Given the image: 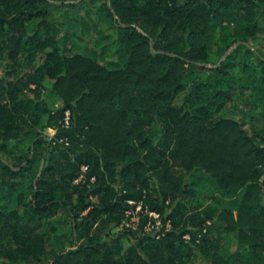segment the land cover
Instances as JSON below:
<instances>
[{"label":"trees","instance_id":"16d2710c","mask_svg":"<svg viewBox=\"0 0 264 264\" xmlns=\"http://www.w3.org/2000/svg\"><path fill=\"white\" fill-rule=\"evenodd\" d=\"M49 7L0 0V257L264 264V129L248 132L228 111L244 91L246 105L264 108V0H104L118 26L102 35L115 48L109 63L96 50L62 49ZM219 42L235 47L212 62ZM46 79L56 109L44 99ZM11 141L30 143L13 163L1 156L13 153ZM83 165L86 178L75 182ZM200 195L213 198L204 210L193 206ZM137 203L171 228L144 232L142 213L139 230L120 229ZM59 215L71 224L69 248L51 244ZM214 222L224 239L209 236Z\"/></svg>","mask_w":264,"mask_h":264},{"label":"rangeland","instance_id":"374dc122","mask_svg":"<svg viewBox=\"0 0 264 264\" xmlns=\"http://www.w3.org/2000/svg\"><path fill=\"white\" fill-rule=\"evenodd\" d=\"M51 18L50 21L54 23L58 33L57 38L62 49L68 50L69 53L74 54L78 52H85L96 50L98 54H104L101 56V60L104 63L116 60L115 48L111 44V40H105L102 35L116 36L118 32V26L112 22L104 10L101 8L102 1L92 3L90 0H49ZM261 39L257 40L254 45L260 44ZM235 46L224 49V44L219 42L217 49L213 50L212 62L219 60L222 61L228 57ZM251 48H254L251 46ZM220 54V55H219ZM242 58V56H240ZM239 58V59H240ZM250 62L256 64V57L250 56ZM209 66L214 64L210 63ZM54 80L46 79V90L43 92V96L47 104L51 109H56L61 104L60 99L53 92ZM248 91L235 92L234 101L229 104L228 111H230L234 117L244 123V128L251 132L254 129H264V108L260 110H253L250 106L246 105L248 100ZM184 94H181L176 102L181 104ZM47 123V115H44L41 120L40 127ZM44 134L53 136L56 133V129L49 127L44 129ZM9 150L13 153H2L1 156L10 163L14 162V156L19 153L20 148H27L29 142L21 143L18 141H11L9 143ZM19 155V154H18ZM191 182V181H190ZM207 195H200L202 202L198 201V204L194 203L197 209L204 210L208 208L212 203L213 198H207ZM197 200V199H196ZM200 200V199H198ZM65 217L59 215L58 222L56 224V231L53 232L51 238V244L55 248H59L61 244L66 247H70V238H67L65 234L70 231V222L64 220ZM209 236L215 239L225 238L223 228L224 224L220 222H214L211 225ZM118 229L114 232L117 233ZM58 236V237H57ZM227 239L234 241V236H227ZM234 246L232 250L238 247L237 242H233ZM30 262L20 261L12 262L11 260L0 257V264H27ZM31 264H36L34 261ZM188 264H208L202 255H198L192 259Z\"/></svg>","mask_w":264,"mask_h":264},{"label":"built area","instance_id":"2783aa9c","mask_svg":"<svg viewBox=\"0 0 264 264\" xmlns=\"http://www.w3.org/2000/svg\"><path fill=\"white\" fill-rule=\"evenodd\" d=\"M69 118H70V113L66 112V116H65L66 126L69 125ZM87 170H88V166L83 165L81 167V173L79 177L75 180V182L84 180L86 178ZM91 180L93 181L94 177ZM130 204H136V202L130 201ZM142 213L148 214L149 216L147 222L143 227L144 232L159 237L163 235L165 231L171 228V222L169 220L163 221L162 217L157 212L148 211L147 209L143 211L142 203H137L135 209L130 208L125 211V217L120 225V229H128L133 231L139 230L142 221V215H143ZM203 232L204 233L207 232V228H204ZM185 238L189 239L190 235L189 234L185 235Z\"/></svg>","mask_w":264,"mask_h":264},{"label":"water","instance_id":"95a60500","mask_svg":"<svg viewBox=\"0 0 264 264\" xmlns=\"http://www.w3.org/2000/svg\"><path fill=\"white\" fill-rule=\"evenodd\" d=\"M239 43V42H238ZM251 47V45L248 44ZM152 53H156V51L152 48Z\"/></svg>","mask_w":264,"mask_h":264}]
</instances>
